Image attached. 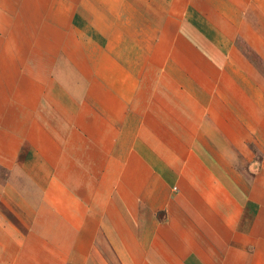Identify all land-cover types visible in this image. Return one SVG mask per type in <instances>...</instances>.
I'll return each instance as SVG.
<instances>
[{"label":"crops","instance_id":"obj_1","mask_svg":"<svg viewBox=\"0 0 264 264\" xmlns=\"http://www.w3.org/2000/svg\"><path fill=\"white\" fill-rule=\"evenodd\" d=\"M0 264H264V0H0Z\"/></svg>","mask_w":264,"mask_h":264}]
</instances>
